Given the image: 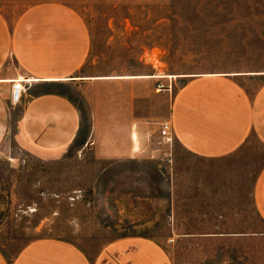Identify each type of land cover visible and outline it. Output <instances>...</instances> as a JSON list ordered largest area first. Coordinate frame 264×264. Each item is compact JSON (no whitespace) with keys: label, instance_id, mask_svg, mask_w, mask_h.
<instances>
[{"label":"rangeland","instance_id":"374dc122","mask_svg":"<svg viewBox=\"0 0 264 264\" xmlns=\"http://www.w3.org/2000/svg\"><path fill=\"white\" fill-rule=\"evenodd\" d=\"M68 4L91 33L83 72L91 78L142 76L148 92L161 81L174 93L191 76L264 70V0ZM21 103L14 106L0 148V251L7 258L47 237L72 242L95 257L125 236L174 240L167 251L177 264H236V257L250 255L251 249L187 236L258 229L251 188L264 150L253 139L243 151L209 163L192 159L175 142L163 147L164 161L102 162L77 147L62 159L43 161L15 143ZM89 132L86 116L81 138Z\"/></svg>","mask_w":264,"mask_h":264},{"label":"crops","instance_id":"0c3cea01","mask_svg":"<svg viewBox=\"0 0 264 264\" xmlns=\"http://www.w3.org/2000/svg\"><path fill=\"white\" fill-rule=\"evenodd\" d=\"M69 1L0 0V148L16 109L11 86L24 78L32 85L21 100L14 140L43 161L62 159L75 147L102 162L164 161L158 133L163 121L172 125L175 147L204 163L243 151L251 139L264 150V70L191 76L174 93L158 89L161 81L148 92L142 76L91 78L83 73L91 33ZM86 116L90 132L81 138ZM170 200L175 218L174 193ZM251 202L257 230L187 237L251 249L250 255L236 257V264H264V164L255 174ZM170 241L120 237L91 257L72 242L47 237L13 259L0 251V264H177L167 251Z\"/></svg>","mask_w":264,"mask_h":264},{"label":"built area","instance_id":"2783aa9c","mask_svg":"<svg viewBox=\"0 0 264 264\" xmlns=\"http://www.w3.org/2000/svg\"><path fill=\"white\" fill-rule=\"evenodd\" d=\"M31 85L32 80L18 78L11 86V103L13 105H16L21 102L23 95L26 93V91L30 88ZM158 89H165V85L159 83ZM158 133L160 138V144L163 147H165V145L171 146L174 143L172 125L170 121L161 122L159 124Z\"/></svg>","mask_w":264,"mask_h":264}]
</instances>
